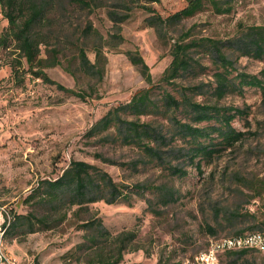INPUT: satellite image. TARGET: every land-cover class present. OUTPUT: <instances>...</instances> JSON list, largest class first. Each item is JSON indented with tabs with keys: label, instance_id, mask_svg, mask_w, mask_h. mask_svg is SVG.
<instances>
[{
	"label": "rangeland",
	"instance_id": "374dc122",
	"mask_svg": "<svg viewBox=\"0 0 264 264\" xmlns=\"http://www.w3.org/2000/svg\"><path fill=\"white\" fill-rule=\"evenodd\" d=\"M54 1L47 20L34 28L41 42L38 58L48 59L55 50L62 64L43 68L44 72L51 80L86 95L80 99L36 79L14 41L0 51V264H87L90 254L77 248L85 241V231L74 227L75 218L51 230L26 233V226L19 225L13 233H3L13 221L12 214L32 210L24 201L31 188L59 176L72 159L97 166L127 188L140 183L153 187L146 191L150 209L139 197L132 199V207L125 202L91 205L111 234L138 229L140 249L126 252L120 264H176L203 251L210 239L251 226L250 209L258 206L250 198L254 193L250 188L264 182V91L239 87L237 76L244 73L264 80V57L245 55L239 38L244 28L264 25V0H223L233 7L229 14L220 15L206 4L191 18L162 25L158 33L147 26L152 13L143 6L166 18L187 0H86V7L70 0ZM109 14H115L116 22ZM7 25L0 8V35ZM188 29L192 31L186 41L208 37L222 42V51L233 63L229 78L235 86L218 98L214 73L221 69L212 56L198 49L192 52L187 72L151 90L149 113L139 117L140 122L153 124L156 136L163 137V143L154 138L160 149L158 160L145 157L136 145H122L120 128L112 129L106 142L85 138L109 110L126 104L135 91L147 87L126 53L137 51L157 82L172 59L173 44ZM79 47L92 63L95 49H100L105 58L100 79L79 70ZM67 64L71 73L63 68ZM166 93L180 103L188 99L240 110L230 124L244 135L225 146L213 129L223 126L220 119L198 123L189 104L165 105ZM123 117L135 119L128 113ZM177 121L208 128L198 142L214 150L210 157L194 156L189 136L181 132ZM95 153L114 163L94 158ZM172 168L185 174L179 176ZM157 186L161 191L154 189ZM169 194L174 199L165 204ZM256 216L261 218V211ZM209 227L215 234L209 233ZM220 264L228 260L223 258ZM236 264H264V258L248 253Z\"/></svg>",
	"mask_w": 264,
	"mask_h": 264
},
{
	"label": "trees",
	"instance_id": "16d2710c",
	"mask_svg": "<svg viewBox=\"0 0 264 264\" xmlns=\"http://www.w3.org/2000/svg\"><path fill=\"white\" fill-rule=\"evenodd\" d=\"M70 1L79 6L86 7L88 5L86 0ZM157 1L147 0V3ZM54 3V0H0L2 14L8 23L6 30L0 35V51L8 48L10 42L14 41L17 44L16 48L21 52L28 65V70L36 79L55 85L57 89L68 95L85 99V93L62 86L58 82L51 80L44 72L43 68L62 64L55 50L52 51L48 59L38 58L41 42L36 39L34 28L47 20L49 9ZM206 4L211 7L214 13L219 15L229 14L233 7L230 2L223 0H187L183 8L166 18H161L150 7L143 6V9L148 13H152V16L146 19L147 26L154 28L158 33L162 25H173L183 19L191 18L202 11ZM109 18L116 22L115 14H109ZM191 31V29L186 30L181 34L180 40L175 41L171 51L172 59L157 82L153 81L148 65L137 51H128L126 53L131 64L138 69L143 77L147 87L135 91L126 104L118 105L116 108L109 110L105 116L86 132L85 138L88 140L92 139L95 143L106 142L112 137L110 131L120 128L123 130L119 138L122 145H136L145 157L158 160L160 158L158 155L160 149L157 148V141L154 138H160V142L163 143V137L156 136L153 124L140 122L139 117L149 113V107L152 104L150 98L151 90L158 83H172L182 73L187 72L192 66V52L198 49H202L205 54L212 56L217 66L221 69L214 73V81L216 82L214 94L221 98L229 87L235 86L232 84L231 78H229L233 63L228 60L222 51V42L208 37L193 38L186 41L190 37ZM239 41L245 55H253L255 58L264 57V25H253L244 28L241 30ZM94 53L96 60L92 63L84 49L79 47L77 52L78 68L85 75L96 76L100 79L105 58L99 48H96ZM35 63L37 68H33ZM63 68L69 73L72 72L70 64ZM237 77L240 82L239 87H254L264 91V80L256 75L240 73ZM164 104L175 108H178L180 104H189L194 113L193 119L198 123L220 119L223 122V126L213 129L222 136L225 146L233 145L235 141L244 135L243 132L232 128L230 124L240 110L218 109L214 106L190 102L188 99L180 103L168 93L164 96ZM231 111H234V113L231 114ZM127 113L133 115L135 119H125L123 116ZM176 124L181 128L183 134L189 136V141L193 145L191 151L194 152V156L202 154L204 158H207L212 155L213 149L198 142L199 138L206 137L207 127H193L188 123L178 121ZM93 157L103 162L114 163L100 153H95ZM190 158L193 161V157ZM197 167H199V163H197ZM172 172L177 173L179 176L185 174L184 171L176 168H172ZM152 189L153 187L146 185V183L136 184L131 188H127L121 183L113 181L107 172L97 166L82 160L72 159L59 176L53 179L41 180L31 188L24 201L32 207V210L26 214H12L13 221L9 223L3 233L7 236L13 233V229L19 225L26 226V233L51 230L63 226L75 218L74 227L85 231V241L78 244L77 248L82 251L86 250L88 255L90 254L87 264H120L126 252L140 249L136 244L138 229L134 227L111 234L97 216L98 211L93 209L91 205L100 201L107 205L125 202L128 207H132V199L139 197L145 203L148 202V208L150 209L146 191H152ZM154 189L161 191L162 188L157 186ZM250 190L254 192L250 198L257 202L258 206L256 210L249 212L254 223L245 229L236 231L233 235L217 238L236 237L254 230H264V182L254 184ZM169 198V200L164 201L165 204L174 199L171 194H169ZM255 211H261V218L258 219ZM208 230L210 234H215L214 229L209 227ZM208 242L203 251L207 250ZM248 253H256L264 258V253L253 249L226 251L219 254L218 264L221 263L223 258L228 260V264H236L239 259H242ZM197 254L189 256L187 260H193ZM185 261L186 259L176 264H184Z\"/></svg>",
	"mask_w": 264,
	"mask_h": 264
},
{
	"label": "built area",
	"instance_id": "2783aa9c",
	"mask_svg": "<svg viewBox=\"0 0 264 264\" xmlns=\"http://www.w3.org/2000/svg\"><path fill=\"white\" fill-rule=\"evenodd\" d=\"M244 249L264 253V230H254L236 237L212 238L206 251L197 254L191 261L186 260L184 264H218L219 254Z\"/></svg>",
	"mask_w": 264,
	"mask_h": 264
}]
</instances>
